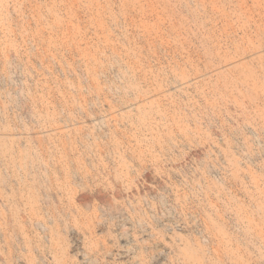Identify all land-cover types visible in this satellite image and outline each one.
I'll list each match as a JSON object with an SVG mask.
<instances>
[{
    "label": "rangeland",
    "instance_id": "374dc122",
    "mask_svg": "<svg viewBox=\"0 0 264 264\" xmlns=\"http://www.w3.org/2000/svg\"><path fill=\"white\" fill-rule=\"evenodd\" d=\"M0 264H264V0H0Z\"/></svg>",
    "mask_w": 264,
    "mask_h": 264
}]
</instances>
